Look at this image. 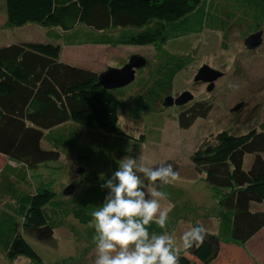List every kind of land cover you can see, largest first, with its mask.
Segmentation results:
<instances>
[{
  "label": "trees",
  "instance_id": "1",
  "mask_svg": "<svg viewBox=\"0 0 264 264\" xmlns=\"http://www.w3.org/2000/svg\"><path fill=\"white\" fill-rule=\"evenodd\" d=\"M260 13L264 0H228L224 5L216 0H5L8 26L35 23L47 31L44 41L0 45V154L15 165L0 172L4 257L24 256L32 264H48L27 236L54 245L53 230L62 220L71 216L88 224L108 191L98 174L87 172L82 189L72 191L50 216L46 208L58 195L44 185L31 189L32 169L62 153L71 154L85 130L119 142L127 139L118 124L119 99L99 84L96 71L64 60L63 46L157 44L158 65L146 81L137 83L132 97L137 109L160 111L163 100L158 109V99L167 96L175 75L189 61V56L170 53L162 44L203 29L224 33L231 22H244V15L257 21ZM183 107L185 111L175 107L182 128L209 109L204 100L195 99ZM246 154L252 155L248 168L243 167ZM191 162L214 192L218 225L203 244L187 249L186 255L179 252V264H255L242 248L264 227V209L253 207L264 203V119L243 133L216 132L193 151ZM171 187L167 184L162 191L174 199ZM175 213L177 218L169 212L167 229L153 223L150 234L169 230L181 216L178 209Z\"/></svg>",
  "mask_w": 264,
  "mask_h": 264
},
{
  "label": "rangeland",
  "instance_id": "2",
  "mask_svg": "<svg viewBox=\"0 0 264 264\" xmlns=\"http://www.w3.org/2000/svg\"><path fill=\"white\" fill-rule=\"evenodd\" d=\"M216 1L224 5L228 0ZM259 15L257 21L244 15V22H231L224 33L203 29L198 34L170 38L162 44L170 53L189 56L188 63L175 75L167 96L184 100L178 105L180 111H185L183 105L189 104L192 99L204 100L209 108L204 116L196 117L186 128L180 127L177 122L174 104L163 106L160 111H143L134 106L132 96L138 88L137 83L146 81L158 65L157 44L63 46L61 55L64 60L97 73L108 67L121 68L139 57L145 62L139 68L132 66L134 77L130 82L111 89L121 102L118 124L127 138L124 142L115 141L100 131L85 130L81 132L78 146L71 154L62 153L57 159L42 162L28 173L31 189L44 185L58 195L57 200L48 205L46 213L53 216L57 205L71 197V193L63 194L66 186L72 185L73 192L82 189L83 185L80 184L87 172L98 174L106 181L123 160L133 157L146 167L165 162L175 165L178 177L169 183L173 188L169 193L174 199L166 196L160 200V204L161 209H170L172 216L177 218V209L181 215L173 221L169 230L163 231L172 236L179 252L183 250V254L187 253L181 237L189 228L203 225L208 233H215L218 203L204 174L193 167L191 154L203 140L220 130L239 134L257 126L264 119V14ZM254 30L261 32V41L254 47H247L244 40L256 32ZM45 31V27L35 23L8 26L5 0H0V45L24 40L44 41L41 39H45ZM204 64L222 74L212 81L211 89H208L209 81L194 80L198 68ZM162 100L164 95L158 99V109ZM42 145L48 147L45 142ZM251 160L252 155L246 154L243 167L248 168ZM7 165L13 166L14 162L0 154V172ZM165 186L156 182L149 184V190L162 191ZM253 207L264 209V203L253 204ZM94 224V219L88 224H79L68 216L53 230L54 245L29 236L27 241L44 263L95 264ZM242 249L255 264H264V227L246 241ZM187 256L193 259V256ZM0 264H32V261L24 256L7 260L0 251Z\"/></svg>",
  "mask_w": 264,
  "mask_h": 264
},
{
  "label": "clouds",
  "instance_id": "3",
  "mask_svg": "<svg viewBox=\"0 0 264 264\" xmlns=\"http://www.w3.org/2000/svg\"><path fill=\"white\" fill-rule=\"evenodd\" d=\"M174 163L146 167L138 158L123 160L101 185L107 194L94 218L95 264H179V249L171 235L149 232L155 223L165 229L170 209H161L166 193L149 190V184L167 185L176 180ZM147 181V183H146ZM203 225L193 226L181 237L183 247H198L207 238Z\"/></svg>",
  "mask_w": 264,
  "mask_h": 264
},
{
  "label": "water",
  "instance_id": "4",
  "mask_svg": "<svg viewBox=\"0 0 264 264\" xmlns=\"http://www.w3.org/2000/svg\"><path fill=\"white\" fill-rule=\"evenodd\" d=\"M261 41V32L256 31L254 33H251L248 35L245 40L244 44L247 47H254L258 45ZM145 60L143 58H137L133 62L126 64L125 66L121 68H113L108 67L105 71H102L98 73V82L103 87L112 89V88H118L122 85H125L126 83L130 82L134 77V67H140L144 65ZM222 74L218 70L212 69L208 65L204 64L200 68H198L194 80H206L209 81L208 89H211L212 87V81L216 79L217 77H220ZM183 99L179 98H171V96H166L163 100V106H169V105H180L183 103ZM80 171V169H79ZM73 191V186L68 185L64 188L63 194L68 195Z\"/></svg>",
  "mask_w": 264,
  "mask_h": 264
},
{
  "label": "crops",
  "instance_id": "5",
  "mask_svg": "<svg viewBox=\"0 0 264 264\" xmlns=\"http://www.w3.org/2000/svg\"><path fill=\"white\" fill-rule=\"evenodd\" d=\"M79 46H81V45H79Z\"/></svg>",
  "mask_w": 264,
  "mask_h": 264
}]
</instances>
